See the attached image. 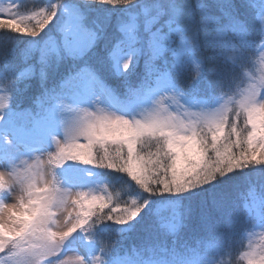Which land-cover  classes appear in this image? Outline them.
Returning <instances> with one entry per match:
<instances>
[{"label":"snow or ice","instance_id":"6c2138e0","mask_svg":"<svg viewBox=\"0 0 264 264\" xmlns=\"http://www.w3.org/2000/svg\"><path fill=\"white\" fill-rule=\"evenodd\" d=\"M18 9L16 0L0 2V34L13 45L33 38L26 53L38 51L42 80L63 70L59 91L46 95L70 115L46 160H0V264H70L60 257L78 231L97 247L76 264H224L216 255L228 249L241 212L258 208L264 227V67L243 86L236 73L257 36L264 50V0L258 12L251 0H209L197 5L199 21L178 0H49L28 14ZM208 51L221 60L214 79L203 72ZM141 61L133 87L127 76ZM120 77L126 91L117 97L107 81ZM16 79H8L9 93ZM98 92L107 108L82 107L97 104ZM10 100L0 96V121ZM68 161L125 174L130 200L63 187L55 170ZM252 167L260 196L234 195L238 177L230 174L252 184L244 174ZM153 197L175 207L166 235L149 233L122 254L119 238L137 229ZM100 224L118 226L115 237L95 236ZM189 226L201 234L196 247L183 238ZM241 259L264 264V238L250 241Z\"/></svg>","mask_w":264,"mask_h":264},{"label":"rangeland","instance_id":"374dc122","mask_svg":"<svg viewBox=\"0 0 264 264\" xmlns=\"http://www.w3.org/2000/svg\"><path fill=\"white\" fill-rule=\"evenodd\" d=\"M21 0H16V3L19 4ZM0 2L6 3L9 2V0H0ZM38 1L36 0H31L30 3H28V5L33 4L35 5ZM178 2L185 4L186 6H188L191 9V14H192V19L194 21H199L200 16H199V12L197 9V5L198 4H202V3H208L209 0H178ZM251 2L254 4L256 11H258L257 9H259L260 6V0H251ZM253 18L252 13L248 14V19L251 20ZM55 23V22H53ZM51 27V25L49 26ZM258 28V26H257ZM50 35L52 36L53 41H55L58 37H57V33L54 31H52L50 33ZM47 38V37H46ZM259 41V37H256V41L255 43ZM255 43L253 45V47L255 46ZM252 47V49H253ZM252 49H250L249 51V58L245 61V65L250 63L251 60V55H252ZM37 53V52H36ZM205 56V62L203 65V72H204V76L208 79H214L218 70L221 67V60L220 59H215V58H211L212 54L210 51L205 52L204 53ZM262 63L260 65H256L254 63V61L252 62V65L255 68V72L259 73V69L261 67H264V52L262 54ZM39 63V64H38ZM38 65V69L36 67V65H30L27 69L26 72H22L24 73V76L28 75L30 73H32V69H36V74L38 73V76L36 78H33V80H28L25 82L24 86H26V88L21 89V94L22 95H27L28 97H30V99H28V101H26L24 98L20 99V101H18V104H16L15 108H20L22 105L26 104L27 102L31 101L34 103V101H42L44 100L46 97H48V95H46V91L47 92H51L52 90H57L61 80L63 79L64 76V72L63 70H61L60 72L56 73V74H52V73H47L46 74V78L45 79H41V67L42 65L40 64V60L38 59V62L36 63ZM209 68V69H208ZM209 70V72H208ZM238 69H236V73H237V80L240 79V75L239 72H237ZM4 73H8V71L5 69V71H1ZM130 74L127 76V81L129 85H137L140 79V74L143 72V62L141 61L140 64L138 65V67L136 68L135 71L133 70H129ZM13 77H17V75L15 73L12 74ZM248 75H251L250 72L248 73ZM23 76V77H24ZM22 78V77H21ZM109 85L110 87H112V89H116L117 86L120 85H124V78L120 77V78H109ZM33 83V84H32ZM31 92H34L33 94H31ZM219 91H217L216 93H218ZM17 96V93L14 94H9L6 91H2L0 92V96ZM34 95V96H33ZM98 95H100V100L97 104L93 105L91 103L82 106V107H87V109L89 111H97L100 109H105L109 106L110 101L104 97L103 94L98 92ZM32 99V100H31ZM166 103L171 104V101H166ZM12 112V102L10 100V105L8 106V108L3 110V120L0 121V160L4 159V158H10L15 160L17 163L20 162L21 159H27L29 161H31V159H35L38 154L41 153H45L44 155V159H47V155L46 152L53 150V141L52 138L53 136L56 137H62L63 135V125H62V121H66L68 116L70 115L69 113H67V110H65V112L63 111V109L61 108V110H57L52 116V119L50 121H47V123L42 124V127H39L37 129L36 134H26L23 133L21 130L15 129L12 125V123L9 122H4V119L6 118V116ZM6 137L8 138L9 142H6ZM44 143V149L41 151V144ZM26 147H29L30 149H35L38 150V152L36 153H29L26 150ZM154 150V149H153ZM73 163H79V162H73V161H68L66 162V164L60 168H57L56 174L58 176V178L60 179V181L62 182V186L63 187H68L71 188L72 190H82L85 192L88 191H92L93 194H97V195H109L112 197V199H118L120 201L124 200L128 197H130V194L132 193V188L134 187V183L131 182L128 178L122 177L121 175H113V172H109L106 169H101L98 167H94L91 166L90 167V172L89 173H85L82 175H78L73 177V181H64V179L62 178V176L59 174L60 171H65L68 168H71L73 166ZM81 164V163H79ZM22 166V165H21ZM0 167H3L2 164H0ZM110 173L107 177V182L103 181L102 179H93L92 177L94 176L92 173ZM259 169L258 167H252L249 169H245L244 170V174H247L251 177H253V183L252 184H248L246 181H244L242 178L240 177V174L238 173H232L230 175L234 176V177H238L234 183L232 184V189H233V193L234 195L239 194V193H244L246 194L249 190H252L255 192L256 196L259 197L260 196V187L257 183H255V177L258 175ZM115 179V182H112V180ZM239 181L241 183H239ZM110 182V184H109ZM109 188L111 191H109ZM114 190V191H113ZM122 194H126L129 195L128 197L123 198ZM157 198L159 197H153L152 201H156ZM8 202L12 203L15 202V193L13 194L12 197L8 198ZM157 203V202H155ZM185 203H187V201H185ZM150 205V204H149ZM147 209V208H146ZM145 209V211H146ZM156 211L150 213L151 219L149 222L148 219V223L150 225H155V226H159V223L162 222L163 219H167V221L170 223L173 219V215L175 212V207L173 205V211L170 213H164V211H162L160 209L159 206L156 207ZM144 211V212H145ZM141 213V216L138 218V221L140 219H145L146 220V215L145 213ZM254 220L260 221V217H259V209H255L252 213L251 216L249 217V215L245 212H241L239 214V217L237 219V223L235 225V229L233 230V234H232V238H231V243L228 247V249L224 250L223 252L219 253L216 255L217 259H222L225 262H227V264H229V260L230 258L233 259V250L235 248H238V243H236L235 239H238L237 237L239 236V230L241 228H245L248 227V225ZM253 225V223H252ZM150 230H152L151 228H147L144 232H149ZM79 232H76L73 234L72 237L69 238V240L66 242L65 244V253L63 254L62 257H60L61 259H68L70 264H76V260L75 257L79 254H90L92 253V251L90 250L89 247H87L86 244H83L80 241V236H79ZM156 234L159 233V231L155 232ZM166 233V232H164ZM183 238H188L189 235H192L194 237V241L196 243V240L199 238V236L201 235L200 233L194 232L191 228V226H189V228L185 229L183 231ZM164 236V235H163ZM249 237V242L251 241L254 244H258L261 242L262 238H264V227H261V223L259 224V228L256 229L254 228V230L248 234ZM170 239V237H169ZM83 245H86V247H83ZM83 247V248H82ZM85 250V251H84ZM84 251V252H83ZM242 256V255H241ZM241 256L235 260L236 264H245V261H243L241 259ZM52 259H56V258H52Z\"/></svg>","mask_w":264,"mask_h":264},{"label":"trees","instance_id":"16d2710c","mask_svg":"<svg viewBox=\"0 0 264 264\" xmlns=\"http://www.w3.org/2000/svg\"><path fill=\"white\" fill-rule=\"evenodd\" d=\"M30 1L31 0H23L21 4L19 5L18 10L23 14H28L32 11L39 10V8L41 7H47V4L49 2V0H37L38 2L35 5L33 4L28 5ZM108 7H111V6H108ZM257 26H258V20H257ZM45 32H48V28L45 29ZM41 36H44V33H41ZM32 39L33 38L28 37V36H21L19 37L18 42H16L13 45V44L6 43L7 36L5 34H0V89L9 93L8 79L14 78L12 75L13 73L17 75V77H15L17 78L15 89L14 91L11 92V94L17 93V96L15 95L11 97L12 107L14 108L15 112L9 117V119L14 120L16 126H23L24 128H26V130H28L29 127L34 126L38 122V119L42 115V111H44L45 107L47 106V102H48V99L46 97L42 101H39V102L34 101V103L29 101L26 104L22 105L20 108H15L16 104H18V101H20V99L24 98L26 101H28V99H30L31 97V96L28 97L27 95L21 94V89L26 88V86H24L25 82L28 80H33V78H36L38 76V73L32 76L26 75L22 78L19 75L20 72H22L24 69L28 68L30 65H33V64L36 65L38 69V65L36 64L39 59L38 51H36L35 48H33L31 52L26 53V49L31 46L30 41H32ZM39 39H40L39 37L36 38V40H39ZM5 69L8 71L7 74L4 72H1V71H5ZM33 93L34 92H31V94ZM78 165L85 166L86 168L91 167L90 165H85L82 163L81 164L78 163ZM111 172H113L112 176L114 177L115 175H121V178L122 177L128 178L125 174L115 172V171H111ZM100 174L103 175L104 177H107L110 173H100ZM115 179L116 178H114L112 182H115ZM239 183L241 182L239 181ZM233 184L235 183L233 182ZM128 196L129 195L126 196V194H122L123 198L128 197ZM126 200H130V197L126 198L125 201ZM113 201L115 202L116 199L114 198ZM161 205L166 206V208L162 210L164 211V213L171 214V212L173 211L172 209L173 205L171 203H169L166 200H163L162 198H157L156 201H152V203H150L149 207L144 212L146 215V220L140 219L137 225V229L135 231L127 233L124 236L119 238L118 243H117L118 251H120L122 254H127L132 249L141 247L144 243V237L149 233L160 236V237H163V235L164 236L166 235L167 233L166 225L169 224L167 219H163L162 222L159 223V226L150 225L147 222L148 219L150 222L151 211L155 212L157 210L156 207L157 206L160 207ZM160 208L163 209V207H160ZM253 221L248 225V227L241 228L239 230V236L237 237L238 239H235L239 247L233 250L232 252L233 259L230 258V260L228 261L229 264H236L235 260L238 259L242 255L243 252L248 250V245H249L248 231L250 228H252L251 231L255 228V227H252ZM117 227L118 226L114 224H100L95 227L94 234L97 237H103L105 239H108L110 237H115V231ZM147 228H151L152 230H150L149 232L142 233ZM156 231L157 232L159 231V233L156 234L155 233ZM92 234L93 233H89V235H92ZM184 240H187L191 246L196 247L194 246L196 245V243L191 235H189L188 238L187 237L184 238ZM90 244L96 250L97 244L95 242H91ZM219 260H222V259H219ZM222 261L224 262V264H227V262H225L224 260Z\"/></svg>","mask_w":264,"mask_h":264},{"label":"clouds","instance_id":"9594fccd","mask_svg":"<svg viewBox=\"0 0 264 264\" xmlns=\"http://www.w3.org/2000/svg\"><path fill=\"white\" fill-rule=\"evenodd\" d=\"M28 264H35V261L32 260L31 258L28 259Z\"/></svg>","mask_w":264,"mask_h":264}]
</instances>
